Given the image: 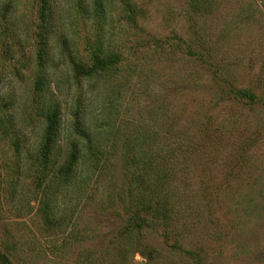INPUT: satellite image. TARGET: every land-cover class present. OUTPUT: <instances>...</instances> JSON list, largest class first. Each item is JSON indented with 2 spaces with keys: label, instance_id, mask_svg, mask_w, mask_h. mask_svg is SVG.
<instances>
[{
  "label": "trees",
  "instance_id": "1",
  "mask_svg": "<svg viewBox=\"0 0 264 264\" xmlns=\"http://www.w3.org/2000/svg\"><path fill=\"white\" fill-rule=\"evenodd\" d=\"M143 17L135 0H0V142L15 157L2 168L9 187L23 168L42 227L58 234L57 256L87 237L74 218L100 196L102 210L123 217L101 247L76 252L77 264H130L135 254L143 264H205L178 244L197 223L181 187L187 141L170 140L180 131L172 124H128L133 104L153 91L140 75L146 51L166 47L140 37ZM226 96L253 101L233 88ZM153 225L166 250L146 240Z\"/></svg>",
  "mask_w": 264,
  "mask_h": 264
},
{
  "label": "rangeland",
  "instance_id": "2",
  "mask_svg": "<svg viewBox=\"0 0 264 264\" xmlns=\"http://www.w3.org/2000/svg\"><path fill=\"white\" fill-rule=\"evenodd\" d=\"M135 2L144 10L140 37L166 47L158 55L146 51L140 75L153 91L139 108V100L133 104L128 124H172L180 131L170 140L181 137L189 145L181 187L196 206L197 223L178 244L205 264H264V0ZM228 88L245 91L253 101L227 97ZM0 162V264H77L78 250L101 247L121 226L123 217L102 210L100 196L74 218L87 232L81 245L52 254L58 234L42 227L36 189L23 168L17 187H9L3 169L15 165V157L3 142ZM153 226L146 240L166 250ZM129 263L143 261L135 254Z\"/></svg>",
  "mask_w": 264,
  "mask_h": 264
}]
</instances>
